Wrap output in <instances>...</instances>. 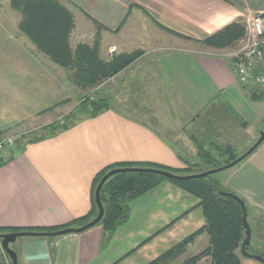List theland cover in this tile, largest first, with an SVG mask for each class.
I'll list each match as a JSON object with an SVG mask.
<instances>
[{
	"label": "crops",
	"instance_id": "obj_1",
	"mask_svg": "<svg viewBox=\"0 0 264 264\" xmlns=\"http://www.w3.org/2000/svg\"><path fill=\"white\" fill-rule=\"evenodd\" d=\"M59 1L74 16L71 48L80 42L92 46L100 26L102 62L140 55L104 81L106 87L93 97L107 104L98 115L54 137L35 140V132L4 150L0 233L79 227L78 220L93 211L94 178L106 168L141 165L181 173L189 160L182 153L198 156L219 145L234 152L239 145L243 153L255 143L264 100L249 97L261 90L241 87L227 56L230 49L205 40L264 13V0ZM5 13L0 15V135L26 136L70 112L78 87L71 70L49 61L16 33L20 15ZM221 107L239 120L238 127L227 123ZM219 118L225 124H214L208 139L205 121ZM226 187L245 203L247 221L249 214L264 216V141L235 166ZM198 202L163 181L128 202V219L111 234L98 223L81 233L18 238L11 248L17 264H148L204 226ZM207 242L200 234L193 244ZM0 264H11L1 241ZM240 264L262 263L243 257Z\"/></svg>",
	"mask_w": 264,
	"mask_h": 264
},
{
	"label": "trees",
	"instance_id": "obj_2",
	"mask_svg": "<svg viewBox=\"0 0 264 264\" xmlns=\"http://www.w3.org/2000/svg\"><path fill=\"white\" fill-rule=\"evenodd\" d=\"M11 6L21 15L19 30L38 50L46 54L50 60L62 67L71 66L72 69L75 68L73 78L81 85L96 84L104 79L112 77L119 69H122L140 55V52H135L129 56L123 57L122 62L119 61L121 59H116L108 63L102 62L97 54V36L91 48L78 46L77 49L72 52L69 46V36L73 28L72 15L56 0H12ZM243 34L244 30L239 24H231L219 33L206 39L205 42L217 48H226L233 46ZM249 99L254 101L264 100V93L255 91L250 95ZM106 108V102L101 99H82L62 121H54L44 126L41 130V134L35 136L34 139L40 140L45 137H54L68 130L72 125L84 118L98 115ZM218 149L223 152V155L230 154V156L228 157V161L224 163L216 164V161H213L212 167L223 166L240 156L236 157L231 154L232 149L227 147ZM199 155L203 157V161L211 163V160L209 161V153L200 152ZM2 164L3 162L0 161V166ZM124 167L146 168L141 165H119L100 171L93 181V211L88 216L78 220L77 223L79 226L86 224L96 216L97 209L94 204V190L99 180L108 171ZM169 172L176 175H189L187 170L181 173L175 171ZM208 177L209 176L201 179L176 181L154 174L132 172L115 174L104 183L100 191L104 215L99 224L102 225L107 234H111L118 226L128 219L129 209L127 204L129 201L149 191L159 183L167 181L200 199L199 206L205 218L206 225L203 229L196 232V234L206 232L208 235L210 248L206 253L211 256L212 263L239 264V257L236 255L235 251L238 249L240 251V246L244 239V230L241 223V208L234 199L221 196L219 192L230 191L223 189L218 181L212 180L211 178L209 179ZM246 210L248 215L247 207ZM22 231L44 232L52 231V229L15 230L12 232ZM1 234L6 233H0V235ZM196 234L184 240L179 246H184L191 241ZM250 245L251 244L246 248V251L250 254H256L249 251ZM170 254L171 251L163 254L150 264H158L165 256ZM239 254L241 255L240 252ZM3 255L9 260L4 252ZM197 259H199V256L187 260L184 264H194Z\"/></svg>",
	"mask_w": 264,
	"mask_h": 264
},
{
	"label": "rangeland",
	"instance_id": "obj_3",
	"mask_svg": "<svg viewBox=\"0 0 264 264\" xmlns=\"http://www.w3.org/2000/svg\"><path fill=\"white\" fill-rule=\"evenodd\" d=\"M11 1L12 0H0V15L2 17H4V15L6 14V10H13L15 12H17L16 10H14L11 6ZM58 1L65 9H67V11H69V9L67 8L66 5H63L59 0H56ZM70 12V11H69ZM18 13V14H17ZM16 14L19 16L20 13L17 12ZM71 13V12H70ZM72 15V19H73V28L71 30V33L72 31L74 30V16H73V13H71ZM20 18H21V15H20ZM21 22V20H20ZM19 22V24H20ZM19 24H18V28L16 29L17 32L16 33H21L23 34L20 30H19ZM240 26L243 28L244 30V24H240ZM100 32H101V28L100 26H96V30H95V33H94V39H93V43H92V46L94 45V41L96 39V36L98 37V44H97V47L99 45V42H100ZM70 33V34H71ZM24 35V34H23ZM25 36V35H24ZM26 37V36H25ZM70 37V36H69ZM29 40V39H28ZM30 41V40H29ZM31 42V41H30ZM32 43V42H31ZM70 43V42H69ZM238 43V41H236V43L233 45V46H230V47H226V49H230L232 50L236 44ZM34 49L39 52L40 54L42 53L40 50H38L35 45L32 43ZM70 46V44H69ZM78 46H86V47H89L91 48L92 46H87L85 45V43L83 42H80V44H77L75 46V48H71L72 52H74ZM98 49V48H97ZM49 61H51L52 63H54L55 65H58L56 64L55 62H53L52 60L49 59V57L42 53ZM60 66V65H58ZM61 68L65 69L66 71H72V79L75 83V85H77L78 89H77V96L76 98L78 99V102H77V105L79 104V102L82 100V99H86V100H94L93 97H95L97 95V93H99L104 87H106L104 84V81H106L107 79H104L96 84H92V85H81L79 83H77L74 78H73V73L75 72V68L72 69L71 66H65V67H62L60 66ZM260 92L264 93V90H261ZM76 105V106H77ZM75 106V107H76ZM74 107V108H75ZM73 108V109H74ZM72 109V110H73ZM224 116V118L226 119L227 123H229L230 125H235L236 127L239 126V120L233 118V117H229L225 114V110L224 108L221 107V110H220ZM69 113V112H68ZM64 114V115H56L55 117L58 118L56 119L55 121H62V119H64V117L68 114ZM224 118L222 119H216L215 122H212V121H205L204 123V126L206 127V130L207 132L210 133V135L206 136L208 137V139H212V136H213V131L215 129V125H223L225 124V122H223ZM203 120V119H202ZM221 121V122H220ZM54 122V121H53ZM211 123V125L209 124ZM215 124V125H214ZM210 125V126H209ZM193 127L191 126L190 129H192ZM41 130L42 129H37L35 130L34 132L30 131V133H27L26 136L24 134H21V139H26V138H29L30 136H32L31 138H33V134L35 133L36 136L37 135H40L41 134ZM260 132L264 133V122H262L261 124H259L258 126V136L255 140V142L259 139V136H260ZM11 134H20V133H11ZM23 136V137H22ZM237 137L238 139L240 140V142L242 140H244V137H242L240 135V132L238 131L237 132ZM30 138V139H31ZM237 139V141H239ZM214 148H212L213 150H211L210 148L207 149V147L205 148V151L207 153L210 154V159L209 161L211 163H207L205 161H203V157L199 158L200 156L194 152V153H191L190 152V157H189V154H186V153H182L183 155L185 156H188L189 160L187 162V168L185 170H187L189 172V174H195V173H202V172H205V171H208V170H211L215 167H212L213 165V161L215 162L216 161V164H220V163H224V162H227L228 161V157L230 156L229 155H223L221 151H219L218 148H224L223 146H213ZM231 149V148H230ZM240 149L239 145L237 146V152L235 151H231V154H233L234 156H239L241 154H243L242 152H238ZM247 158V157H246ZM243 161V160H242ZM232 162V161H231ZM239 164V163H238ZM226 165V164H225ZM237 165V164H236ZM235 165V166H236ZM235 166L229 168V169H225L223 171H220L218 173H215V174H212V175H209V179L211 178L212 180H215V181H218L220 186L223 188V189H226L227 190V187H226V184H227V180H228V177L230 176L232 170H234ZM180 188V187H179ZM188 193V192H187ZM190 194V193H189ZM192 195V194H191ZM194 196V195H193ZM196 197V196H194ZM197 198V197H196ZM200 202V199L197 198ZM199 202L197 204V206L200 208L199 206ZM201 210V208H200ZM202 212V210H201ZM203 215V213H202ZM250 216L248 217V224L250 225V228H251V231H252V236H251V245H250V248H249V251L252 252V253H256V254H260L264 257V216L260 215V214H249ZM204 217V216H203ZM205 220V218H204ZM206 225V221H205V224L204 226ZM204 226L202 228H200L199 230L203 229ZM199 230H197L196 232H198ZM196 232L192 233L191 235L183 238L181 241H179L178 243L174 244L172 247H170L168 250H166L165 252H163L162 254H160L156 259H154L153 261L157 260L160 256H162L163 254L165 253H168L171 251V254L168 255V256H165L160 262H158V264H184L187 260H190L192 258H195V257H198L199 256V259H197V261H195L194 264H213L212 263V260H211V256L206 253L207 250H209V237L208 235L206 234V232H201V233H198L196 234ZM193 234H196L193 236V238L191 239V241H189L188 243H186L184 246L180 247L179 245L184 241L186 240L187 238H189L190 236H192ZM200 234H204L206 235L207 239H208V242H207V245L205 247H199L198 245L196 244H193L195 238L197 236H199ZM179 246V247H178ZM239 249L235 251L236 255L239 257V262H241V260L243 259V257L239 254ZM151 261V262H153ZM151 262H149L148 264H150ZM240 264V263H239Z\"/></svg>",
	"mask_w": 264,
	"mask_h": 264
},
{
	"label": "water",
	"instance_id": "obj_4",
	"mask_svg": "<svg viewBox=\"0 0 264 264\" xmlns=\"http://www.w3.org/2000/svg\"><path fill=\"white\" fill-rule=\"evenodd\" d=\"M262 122H264V117L261 119L260 124ZM263 141H264V133L260 132L259 139L250 148H248L243 154H241L238 158H236L235 160H233L232 162L226 165L215 167L211 170H208L202 173H197V174L176 175L169 171L156 169V168L124 167V168L112 169L108 171L99 180L94 190V204L96 206L97 213H96V216L92 220H90L86 224L79 226V227L64 228V229L56 230V231H44V232L22 231V232H12V233L1 234L0 235L1 248L3 252L6 254V256L9 258L11 264H17V255L15 251L11 248V245L18 238H23V237L54 238V237H58V236H62V235L70 234V233H81L83 231H86L87 229L94 227L101 221L104 215V208H103L101 198H100L101 188L104 185V183L111 176L115 174L131 173V172L132 173L154 174V175H159L164 178H167L170 180H176V181H183V180H189V179H201L209 175L223 171L225 169H229L235 166L236 164L240 163L242 160L248 157ZM219 194L221 196L230 197L234 199L241 208V212H242L241 223H242V228L244 230V239L240 246V253L242 257L247 258V259H252V260H255L257 262L264 264V258L262 256L257 255V254H250L246 251V248L249 246L250 241H251L252 232H251L250 225L248 224V221H247V210H246L245 203L243 202L241 198H239L237 195L231 192H219Z\"/></svg>",
	"mask_w": 264,
	"mask_h": 264
},
{
	"label": "built area",
	"instance_id": "obj_5",
	"mask_svg": "<svg viewBox=\"0 0 264 264\" xmlns=\"http://www.w3.org/2000/svg\"><path fill=\"white\" fill-rule=\"evenodd\" d=\"M227 56L232 60L236 82L241 87L264 90V13H256L244 22V34ZM21 134L0 135V156L13 148Z\"/></svg>",
	"mask_w": 264,
	"mask_h": 264
}]
</instances>
